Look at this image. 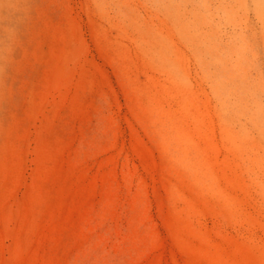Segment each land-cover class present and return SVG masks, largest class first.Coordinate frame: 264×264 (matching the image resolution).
Instances as JSON below:
<instances>
[{"label":"rangeland","instance_id":"obj_1","mask_svg":"<svg viewBox=\"0 0 264 264\" xmlns=\"http://www.w3.org/2000/svg\"><path fill=\"white\" fill-rule=\"evenodd\" d=\"M0 264H264V0H0Z\"/></svg>","mask_w":264,"mask_h":264}]
</instances>
